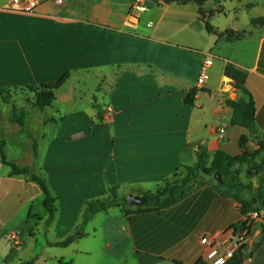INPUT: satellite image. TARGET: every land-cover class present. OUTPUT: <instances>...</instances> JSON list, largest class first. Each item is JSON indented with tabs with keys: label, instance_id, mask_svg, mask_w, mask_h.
<instances>
[{
	"label": "crops",
	"instance_id": "1",
	"mask_svg": "<svg viewBox=\"0 0 264 264\" xmlns=\"http://www.w3.org/2000/svg\"><path fill=\"white\" fill-rule=\"evenodd\" d=\"M11 1L0 0V89L50 84L65 74L70 79L56 93L60 102L47 109L55 116L34 110L31 102L18 105L15 99L24 93L8 103L0 98L6 160L42 173L58 198L55 218L46 225L38 187L10 176L0 159V264L205 261L208 247L201 238L217 242L242 220L237 203L211 184L160 213L97 214L84 237L66 248L50 244L75 232L84 204L106 188L127 195L154 191L178 168L193 166L199 149L240 156V142L249 134L230 125L224 106L242 97L224 76L228 66L245 74L258 123V136L248 139L246 149H258L264 135V24L252 22L264 20V0H214L207 7L208 0L204 18L195 4L153 0H44L33 13L6 10ZM206 20L217 34L242 37L228 42L208 34ZM205 56L213 63L209 79L196 89ZM88 79L94 87H87ZM194 88L188 105L184 100ZM13 106L26 115L24 130L10 121ZM6 107L10 114L1 119ZM32 113L45 120L33 127ZM14 233L20 237L16 248L9 242Z\"/></svg>",
	"mask_w": 264,
	"mask_h": 264
},
{
	"label": "trees",
	"instance_id": "2",
	"mask_svg": "<svg viewBox=\"0 0 264 264\" xmlns=\"http://www.w3.org/2000/svg\"><path fill=\"white\" fill-rule=\"evenodd\" d=\"M166 5L186 6L195 4L198 8V14L202 18L205 17L203 10L208 0H153ZM210 12L209 14H212ZM254 25H263L264 20H255ZM205 31L208 34H217L216 31L205 21ZM218 37H225L228 42L242 37L240 33L231 31L219 33ZM224 76L230 80L234 89L242 94V97L235 101H225L224 106L231 111V126H238L248 131L249 137L243 138L240 142L242 154L238 157H230L221 152L208 154L202 149L197 152V161L193 166H182L178 168L170 178L165 179L157 185L154 191H144L142 189L130 190V194L141 196L147 199V203L141 206L130 208L127 205V194H122L119 187L113 186L108 188L107 195L104 199H96L87 201L80 214L81 224L78 229L67 236L65 239L50 244L54 247L66 248L74 243L82 234L86 224L93 216L101 213H107L110 210L118 209L124 216L132 214L160 213L162 210L168 209L179 203L181 200L190 195L193 191L201 186L211 184L213 189L222 196H230L238 205V211L241 216L252 211L256 212L262 218L261 239H264V135L257 139L258 149L250 152L246 149V144L250 137L258 136V123L255 104L250 94L245 89V74L228 66L224 69ZM70 79L69 74H65L58 81L50 84L34 85L20 88H1L0 98L4 103H8L12 96L26 94L32 96V108L38 112H44L52 108L56 101V93ZM197 90H190L184 102L192 105ZM26 115L23 111H17L13 106L10 121L18 125L21 129H25ZM22 130V131H23ZM24 132V131H23ZM27 135V133H26ZM4 145L0 142V159L1 162L10 168V176L26 177L28 181L38 187L42 194V206L45 212L46 225L50 224L57 213L58 198L52 193L46 177L42 173H34L28 167H17L15 164L6 160L3 152ZM34 159L37 158L35 144L33 145ZM221 175V182L214 183L212 178L214 173ZM246 182H242V177ZM243 192L253 195L250 202H245L240 198ZM253 222L241 220L235 226L230 228L234 233H246L249 238L252 236ZM259 243V242H258ZM256 243V244H258ZM255 244V245H256ZM252 250L247 254V247L243 246L234 251L231 258L224 264H244L251 256ZM22 264H32V261L22 262ZM196 264H208L204 260L198 261Z\"/></svg>",
	"mask_w": 264,
	"mask_h": 264
},
{
	"label": "built area",
	"instance_id": "3",
	"mask_svg": "<svg viewBox=\"0 0 264 264\" xmlns=\"http://www.w3.org/2000/svg\"><path fill=\"white\" fill-rule=\"evenodd\" d=\"M44 0H12L11 3L5 7L8 11H15L20 13H33L38 5ZM56 4L61 5L62 0H52ZM136 11H143V8L135 6ZM212 59L205 56L200 67L199 76L196 80V89H203L206 81L209 79V69L212 67ZM110 116V112L107 113ZM225 127L219 130V134L223 135ZM259 216L256 212H248L243 216L244 221L249 223L254 222ZM226 236L223 237V241L218 245L216 243H210L207 237H203L200 243L205 246H209L206 252L205 261L208 264H224L226 260L232 257L235 250L244 246L246 240L245 235L234 233L230 230ZM9 242L12 246L17 247L20 245V237L18 233H14L9 237ZM234 242V243H233Z\"/></svg>",
	"mask_w": 264,
	"mask_h": 264
},
{
	"label": "rangeland",
	"instance_id": "4",
	"mask_svg": "<svg viewBox=\"0 0 264 264\" xmlns=\"http://www.w3.org/2000/svg\"><path fill=\"white\" fill-rule=\"evenodd\" d=\"M213 1L214 0H209V3L207 4V7L210 6V4ZM87 81L89 82V84L87 86L88 88L94 87V84L95 83L92 82L91 79H88ZM72 86H76L75 82L72 84ZM26 97H28V98H26ZM26 97H21V98L20 97H17L15 99V102L18 105H22L23 104L24 106L27 105V103H30V102L32 103V99H33L32 96L28 94V95H26ZM58 98H59V96L57 95V98H56L57 101H56V103H59L60 102V100ZM56 103L54 104L55 106H56ZM47 112L50 113L51 116H55L56 115L51 110H47ZM7 114H10V111L6 107V108H4L2 110L1 119H5L7 117ZM45 116L46 115L43 114V113H32V116L30 115V122H31V124H33V122H34L33 127H35V124H36L37 121H40V120L41 121L42 120L44 121L45 118H43V117H45ZM35 119H37V120L35 121ZM241 177H242L241 178L242 179V182H246L245 179H244V176H241ZM212 181L214 183H216V181H214L213 178H212ZM107 190L108 189L106 188V192L104 194H102V195L94 198L93 200H96V199H104L106 197V195H107ZM252 197H253V195L251 193L243 192V193L240 194V198L243 201H245V202H250L251 199H252ZM130 208H133V207H130ZM114 210L115 211H113V212L117 213V210L118 209H114ZM261 214H262V216H264V213L261 212ZM242 219H243V216H242ZM261 225H262V218L261 217H259L258 219L254 220L253 226H252V232H253V234L249 238L246 236V233H243V234L237 233V234H240V235H245L246 240L244 241V246L247 247V254L252 250V247L256 243L259 242L258 244L255 245V247H256L255 250H253L251 256L246 260L245 264H263L264 263V239H261L260 238V236H261ZM229 232L231 233V231L225 232L224 236H226ZM223 237L219 241H217V242H214V241L213 242H210V240L209 239L208 240H209L210 243H216L218 245L220 242H222L224 240ZM207 247H209V246H207ZM12 248H16V247L13 246ZM56 251H59V250H56ZM257 251L259 252V254L256 255V252Z\"/></svg>",
	"mask_w": 264,
	"mask_h": 264
},
{
	"label": "water",
	"instance_id": "5",
	"mask_svg": "<svg viewBox=\"0 0 264 264\" xmlns=\"http://www.w3.org/2000/svg\"><path fill=\"white\" fill-rule=\"evenodd\" d=\"M213 180L220 183L221 180V175L218 174L217 172L214 173ZM127 205L128 207H137L146 204L148 201L146 198L137 196V195H132L128 194L126 197Z\"/></svg>",
	"mask_w": 264,
	"mask_h": 264
}]
</instances>
